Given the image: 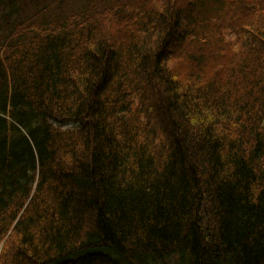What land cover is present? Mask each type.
Returning <instances> with one entry per match:
<instances>
[{"label":"trees","instance_id":"1","mask_svg":"<svg viewBox=\"0 0 264 264\" xmlns=\"http://www.w3.org/2000/svg\"><path fill=\"white\" fill-rule=\"evenodd\" d=\"M0 264H264V0H0Z\"/></svg>","mask_w":264,"mask_h":264}]
</instances>
